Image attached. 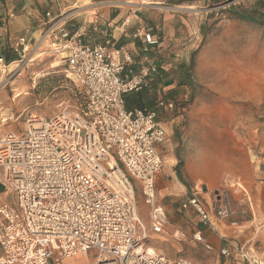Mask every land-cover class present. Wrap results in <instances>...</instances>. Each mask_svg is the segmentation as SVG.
Returning a JSON list of instances; mask_svg holds the SVG:
<instances>
[{
    "label": "built area",
    "instance_id": "2783aa9c",
    "mask_svg": "<svg viewBox=\"0 0 264 264\" xmlns=\"http://www.w3.org/2000/svg\"><path fill=\"white\" fill-rule=\"evenodd\" d=\"M70 15L48 13L36 33L10 42L18 60L7 63L0 57V67L8 68L47 55L73 83L71 98L57 113H31L24 132L0 135V183L5 194H13L0 202V264H64L91 252L96 254L91 264H195L171 259L152 244L156 237H186L170 224L158 197L157 178L165 165L161 147L168 133L158 109H128L125 102L127 94L148 86L156 70L148 52L160 44L159 37L143 28L135 31L134 38L143 39L136 61L112 37L97 44L84 41L69 28ZM165 106L174 103L160 99L159 107ZM228 191L240 193L252 208L250 192L238 177L225 179L224 195L212 211L200 189L183 208L192 207L214 228L233 214ZM138 193L148 207L147 222ZM193 239L202 241L201 232ZM257 252L255 244L220 250L225 257L264 264Z\"/></svg>",
    "mask_w": 264,
    "mask_h": 264
},
{
    "label": "rangeland",
    "instance_id": "374dc122",
    "mask_svg": "<svg viewBox=\"0 0 264 264\" xmlns=\"http://www.w3.org/2000/svg\"><path fill=\"white\" fill-rule=\"evenodd\" d=\"M200 5L195 10L203 11L205 18L195 21V26L202 25L198 48L191 55L195 66L189 98L182 103L183 110L179 105L173 111L179 120L175 133L161 147L165 165L159 175L170 170L166 179L180 189L176 193L186 198L200 189L204 202L221 200L225 179L238 177L250 192L252 208L240 193L228 191L231 221L246 226L244 231L256 230V255L264 260V228L259 229L264 224V185L255 169L257 155H264V26L230 13L234 6L239 11L264 14V0H227L221 4L206 0ZM53 63H57L55 59L46 55L0 67V134L24 132L31 113L52 116L71 98L73 83L64 67ZM162 185L157 178L158 189ZM176 193L166 197H181ZM12 197L0 193V202ZM138 201L146 222L148 207L139 193ZM183 231L184 239L167 235L156 237L152 244L165 251L164 244L173 240L195 241L193 234ZM195 254L203 258L201 252ZM95 255L73 257L64 264H91Z\"/></svg>",
    "mask_w": 264,
    "mask_h": 264
},
{
    "label": "crops",
    "instance_id": "0c3cea01",
    "mask_svg": "<svg viewBox=\"0 0 264 264\" xmlns=\"http://www.w3.org/2000/svg\"><path fill=\"white\" fill-rule=\"evenodd\" d=\"M204 1L206 0L183 3H177L176 0H0V46H10V42L17 37L36 33L48 20V13L51 17H58L67 10H73L68 26L72 31L83 34L84 41L97 44L112 37L118 45L128 47L138 61L143 39L134 38L133 35L138 28L150 30L160 39V44L152 46L148 52L149 64L156 68L151 77H155V83L159 86V98L174 103L173 108L165 106L159 109V119L166 127L169 137L175 133V125L179 120V115L173 113L174 109L189 98L192 85L189 65L192 52L198 48L202 25L195 26V21L205 18L203 11L195 9ZM257 160L255 169L260 181L264 178V155H257ZM165 171L158 177L161 185L163 183L158 189V195H161L159 201L166 210L170 224L189 234L200 231L202 241L173 240L165 243V251H162L171 259L188 258L195 264H247L235 255L222 256L220 250L228 245L252 247L255 244L253 235L258 234L256 230L244 231L246 226L232 225L235 221H231V217L224 222H216L214 228L209 227L201 221L192 207L183 208L190 196L185 198L179 195L181 192L176 193L180 189L170 185L166 178L171 172ZM172 191L181 197H166ZM218 202L207 200L204 203L212 211ZM197 251L202 253L203 258L195 254Z\"/></svg>",
    "mask_w": 264,
    "mask_h": 264
},
{
    "label": "trees",
    "instance_id": "16d2710c",
    "mask_svg": "<svg viewBox=\"0 0 264 264\" xmlns=\"http://www.w3.org/2000/svg\"><path fill=\"white\" fill-rule=\"evenodd\" d=\"M192 1H194V0H176L177 3L192 2ZM213 1L215 3L221 4V3H225L227 0H213ZM230 13L239 19H244L247 21L256 22V23L264 26V14H262V13L261 14H258L256 12L252 13L251 11H246V10L239 11V9L237 7H234V6L230 9ZM0 57H3L7 63H10V62H13V61H16L19 59L18 54L13 52L10 49V46H7V45L0 46ZM189 66L191 69V72L189 73V75H190V74H192L193 68L195 66V61H194L193 57L191 59ZM155 80H156L155 77L154 78L150 77L149 78V84L145 89H143L142 91H139V92L129 93L125 96V102H126V106L128 109H134V108H142V109H146V110H150V109H158L159 110L160 109V107H159L160 98L158 95L159 86L157 83H155ZM180 106H181L182 110L185 107V105H183V104H181ZM178 166H180V165H178ZM176 172H177L178 177H180L179 167H177Z\"/></svg>",
    "mask_w": 264,
    "mask_h": 264
},
{
    "label": "water",
    "instance_id": "95a60500",
    "mask_svg": "<svg viewBox=\"0 0 264 264\" xmlns=\"http://www.w3.org/2000/svg\"><path fill=\"white\" fill-rule=\"evenodd\" d=\"M4 192H6V188L4 187V185L0 183V193H4Z\"/></svg>",
    "mask_w": 264,
    "mask_h": 264
},
{
    "label": "bare ground",
    "instance_id": "6f19581e",
    "mask_svg": "<svg viewBox=\"0 0 264 264\" xmlns=\"http://www.w3.org/2000/svg\"><path fill=\"white\" fill-rule=\"evenodd\" d=\"M54 65H58V64H54Z\"/></svg>",
    "mask_w": 264,
    "mask_h": 264
}]
</instances>
